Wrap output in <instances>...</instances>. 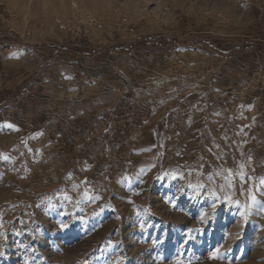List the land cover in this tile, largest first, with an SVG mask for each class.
<instances>
[{
	"label": "rangeland",
	"instance_id": "374dc122",
	"mask_svg": "<svg viewBox=\"0 0 264 264\" xmlns=\"http://www.w3.org/2000/svg\"><path fill=\"white\" fill-rule=\"evenodd\" d=\"M0 16V264H264V192L246 218L224 199L264 178V0ZM240 163L245 191L204 195Z\"/></svg>",
	"mask_w": 264,
	"mask_h": 264
},
{
	"label": "snow or ice",
	"instance_id": "6c2138e0",
	"mask_svg": "<svg viewBox=\"0 0 264 264\" xmlns=\"http://www.w3.org/2000/svg\"><path fill=\"white\" fill-rule=\"evenodd\" d=\"M6 126L9 129L15 128V126L11 123H6ZM0 158H2L4 160L9 159V157L3 156V154H0ZM244 169H245V165L243 163H240L236 170L223 169L222 171H218L216 173V175L220 176L223 179L224 183L218 185L217 187L212 186L213 177L209 176V184L207 185V191L204 193V195L214 198V201L218 200L219 199V194H218L219 192H223L224 189L232 190L236 187V185L234 184V181L236 180L237 177H239V180L241 181V192L245 191V189L243 188V184L246 183L247 181L245 179L246 173H245ZM165 175L167 176V175H169V173L166 172ZM173 178H175V177H173ZM125 179H128V178L126 177ZM248 179H251V178H248ZM189 187L192 188L193 190H203L206 188V185L203 182H198L195 184L190 183ZM247 191H248V200L246 202H244L243 204L238 199H232L231 196H227V195L224 196V199L226 201H228L231 204L237 205V207L239 208V215L241 217H245V218L247 217V215L251 211L252 207L258 203L256 191L264 192V178H260L259 184L255 185L254 188L247 189ZM84 195L89 200L99 198L98 196H95V197L89 196L87 191H85ZM62 199L66 200V201H71L72 198L65 193V194H63ZM169 202L171 203V201H169ZM48 203L49 204L52 203L51 197L48 199ZM213 206H215V203ZM261 211H264V208H262ZM201 219H203V217H201ZM61 227L64 228V227H67V225L62 224ZM191 231L192 230L190 229L189 232H191ZM17 234H19V233H17ZM0 235H3V233H0ZM221 255L222 254L220 253L219 248H217L215 251L210 253L209 258L210 259L221 258ZM25 264H28V261H25ZM83 264H88L87 260H85L83 262ZM174 264H183L182 256L180 254H178L174 258Z\"/></svg>",
	"mask_w": 264,
	"mask_h": 264
},
{
	"label": "built area",
	"instance_id": "2783aa9c",
	"mask_svg": "<svg viewBox=\"0 0 264 264\" xmlns=\"http://www.w3.org/2000/svg\"><path fill=\"white\" fill-rule=\"evenodd\" d=\"M0 22H1V16H0Z\"/></svg>",
	"mask_w": 264,
	"mask_h": 264
}]
</instances>
